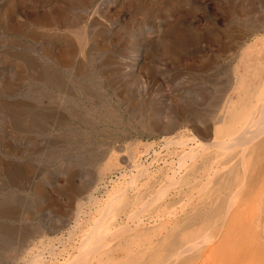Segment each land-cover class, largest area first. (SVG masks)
Masks as SVG:
<instances>
[{"label": "rangeland", "instance_id": "rangeland-1", "mask_svg": "<svg viewBox=\"0 0 264 264\" xmlns=\"http://www.w3.org/2000/svg\"><path fill=\"white\" fill-rule=\"evenodd\" d=\"M94 1L84 5L77 0H0V203L4 206L13 203L20 212L16 220L0 218V221L17 225V228L28 227L31 231L28 243L18 239L16 246L18 237H14L15 245L0 249V264H31L32 260H36L32 264H57L65 262L67 257L70 261L86 253L83 256L89 259L91 250L86 252L85 249L90 247H85V253H81V247L78 250L77 246L85 233L83 230L89 229L87 224L93 225L91 220L99 218L97 216L107 202L109 214L115 215L116 220L106 229L109 237L102 251L93 250L97 253L94 254L96 259L93 258L95 264H147L159 262L161 258L163 260L158 264H264V135L262 140L247 147L232 144L231 148L223 149L219 146L224 139H230L229 130L238 128L248 117L249 105L256 102L264 78V30L239 24L236 17L241 11L230 8L236 1L245 6L248 0H152L155 5L150 6L149 11H144L140 5H147L151 0ZM60 9L75 19L77 25L60 27L61 22L55 18ZM262 13L260 9L255 17ZM247 31H250L249 36L243 38ZM77 32H81V38L76 36ZM178 34L184 35L178 37ZM67 58L71 62H66ZM45 69L57 74V85L45 77ZM171 120L175 121L177 130L165 133L164 124ZM196 126H208L206 135L202 136ZM171 134L170 139L166 137ZM198 134L204 141L212 136L210 140L214 138L213 142L220 143L208 145L204 152L188 141L186 146H193L192 153L183 157L185 149L173 141ZM1 157L8 158L6 163ZM181 162L183 167L179 166ZM107 163V167L101 169ZM22 169H29L27 177L17 182L15 174L21 175ZM173 170L177 183L158 196L162 185L169 183L168 176ZM68 180L71 183L66 185ZM205 180L208 183H204ZM36 182L41 185L40 191L34 188ZM70 184L79 188L81 195L91 194L90 199L83 200V210L79 214L75 209L83 196L78 194L70 202L65 194V188ZM124 185H129V189ZM124 188L127 189L124 191ZM118 189L125 192V200L123 196L108 200ZM168 210L169 214H163ZM158 212L163 217L160 215L156 219L153 216ZM77 216L80 219L76 223ZM62 219L65 222L68 219L66 227H58ZM120 230L124 232L115 238V232ZM186 246L192 248L179 254ZM156 247H160L159 250ZM163 247L164 251L161 250ZM148 249L154 250L148 255ZM36 253L39 261L37 257L35 259ZM158 254L157 260L155 255ZM132 258L138 261L133 262Z\"/></svg>", "mask_w": 264, "mask_h": 264}, {"label": "bare ground", "instance_id": "bare-ground-1", "mask_svg": "<svg viewBox=\"0 0 264 264\" xmlns=\"http://www.w3.org/2000/svg\"><path fill=\"white\" fill-rule=\"evenodd\" d=\"M77 1H79V2H83V4L84 5H87L89 2H91V0H77ZM96 1V0H95ZM94 1V2H95ZM98 1V0H97ZM176 1H178V0H176ZM235 1V0H234ZM73 2V1H72ZM142 2V1H141ZM232 2V1H231ZM11 3V2H10ZM246 3V2H245ZM95 4V3H94ZM236 5H232V6H230V8H236L237 10H240L241 12H237L238 13V16L236 17V20H237V22L239 23V24H244V25H250L251 26V28L253 27L255 30H264V13H262L263 15H261L260 17H255L256 16V14H257V12H259L260 11V9H261V11H263L264 12V0H248L247 1V4L244 6V4H243V2H241V1H236V3H235ZM96 5V4H95ZM152 5H155V3L151 0V2L150 3H147V5H145V4H141L140 5V7L144 10V11H149L150 10V6H152ZM156 6H158V5H156ZM11 7V6H10ZM153 7V6H152ZM74 8H76V7H74ZM86 8V7H85ZM72 9V8H71ZM70 9V10H71ZM88 9V8H87ZM66 10H68V9H66ZM141 11V10H140ZM236 11V10H235ZM65 12L66 11H64V9L63 10H59V11H57L56 12V16H55V18L56 19H58L61 23H59L60 24V27H70V26H76L77 24H75V23H77V21H75V19H71L70 17H69V15L67 16L66 14H65ZM72 12V11H71ZM67 13H68V11H67ZM177 13V12H176ZM235 13V12H234ZM49 16V15H48ZM154 16V15H153ZM258 16V15H257ZM78 18H79V16H77ZM235 19V18H234ZM58 20H56V21H58ZM78 20H80V19H78ZM58 21V22H59ZM93 21V20H92ZM230 21V20H229ZM96 22V21H95ZM42 23V22H41ZM55 23V22H54ZM80 23V22H79ZM99 23V22H98ZM84 24V23H83ZM228 24V23H227ZM44 25V24H43ZM248 25V26H249ZM55 26V25H54ZM80 27H82L81 25H79ZM200 27V26H199ZM228 27V26H227ZM47 28V27H46ZM95 28V27H94ZM93 28V29H94ZM177 28V27H176ZM48 29H49V27H48ZM92 29V30H93ZM240 29V28H239ZM69 30H72V29H69ZM80 30V29H79ZM96 30H98V29H96ZM236 30V29H235ZM248 30V29H247ZM250 30V29H249ZM177 31V30H176ZM176 31H174V32H176ZM253 31V30H252ZM76 32V31H75ZM74 32V33H75ZM82 32H84V31H82ZM96 32V31H95ZM168 32V31H167ZM172 32V31H171ZM182 32V31H181ZM236 32H238V31H236ZM244 32V31H243ZM254 32V31H253ZM56 33H59V32H56ZM66 33V32H65ZM89 34H90V32H88ZM241 33H242V31H241ZM240 33V34H241ZM249 33H250V31H247V32H245L244 33V37L243 38H245V36L247 35V36H249ZM84 34V33H83ZM226 34V33H225ZM259 34H261V33H259ZM181 36H183L182 34H180ZM179 34H178V37H181ZM236 35V34H235ZM239 35V34H238ZM34 36V35H33ZM71 36V35H70ZM76 36L77 37H79V38H81V32L80 33H76ZM92 37V36H91ZM96 37V36H95ZM99 37V36H98ZM175 37V36H174ZM185 37H188V36H185ZM212 37V36H211ZM251 37V36H250ZM255 37V36H254ZM69 38V37H68ZM75 38V37H74ZM97 38V37H96ZM241 38V37H240ZM253 38V37H252ZM84 39V38H83ZM91 39H93V38H91ZM228 39H229V37H228ZM242 39V38H241ZM255 39V38H254ZM82 40V39H81ZM89 40V39H88ZM95 40V39H94ZM169 40V39H168ZM226 40V39H225ZM234 39H232V41H233ZM237 40V39H236ZM250 40V39H249ZM259 40H260V38H259ZM62 41V40H61ZM189 41V40H188ZM191 41V40H190ZM227 41V40H226ZM238 41H240V39L238 40ZM244 41V40H243ZM248 41V40H247ZM64 42V41H63ZM81 42H83V41H81ZM170 42V41H169ZM225 42V41H224ZM234 42H237V41H235L234 40ZM259 42V41H258ZM95 43H97V41L95 42ZM222 43V42H221ZM220 43V44H221ZM239 43V42H238ZM248 43V42H247ZM254 43V42H253ZM261 43H263V42H261ZM250 44H251V42H250ZM256 44H258V43H256ZM77 45V44H76ZM82 45V44H81ZM231 45H233V44H231ZM239 45V44H238ZM262 45V44H261ZM94 46H95V44H94ZM235 46V45H234ZM234 46H232V47H234ZM244 46V45H243ZM96 47V46H95ZM249 47V46H248ZM251 47H252V45H251ZM255 47H257L256 45H255ZM254 47V48H255ZM93 48V47H92ZM240 48H241V46H240ZM96 49H97V47H96ZM234 49H235V47H234ZM76 50V49H75ZM78 50V49H77ZM95 50V49H94ZM225 50V49H224ZM88 51V50H87ZM100 51V50H99ZM233 51V50H232ZM239 51V50H238ZM238 51L236 52V53H238ZM263 51V50H262ZM261 51V52H262ZM64 52V51H63ZM223 52V51H222ZM229 52V51H228ZM235 52V51H234ZM233 52V53H234ZM254 52V51H253ZM256 52H257V50H256ZM260 52V53H261ZM43 53V52H42ZM87 53V52H86ZM90 53V52H89ZM94 53V52H93ZM229 53H231V51L229 52ZM243 53V52H242ZM249 53V52H248ZM19 54V53H18ZM245 54V53H244ZM257 54V53H256ZM25 55V54H24ZM23 55V56H24ZM96 55V54H95ZM229 55V54H228ZM241 55H243V54H241ZM18 56V55H17ZM32 56V55H31ZM35 56V55H34ZM233 56V55H232ZM231 56V57H232ZM238 56V55H237ZM243 56H245V55H243ZM248 56V55H247ZM260 56V55H259ZM259 56H258V58H259ZM29 57V56H28ZM33 57V56H32ZM79 57V56H78ZM81 57V56H80ZM71 58H73V57H71ZM76 58H77V56H76ZM97 58V57H96ZM226 58V57H225ZM253 58V57H252ZM257 58V59H258ZM263 58V57H262ZM19 59H20V57H19ZM46 59V58H45ZM68 60L66 61V62H71V59L70 58H67ZM88 59V58H87ZM22 60V59H21ZM32 60V59H31ZM34 60V59H33ZM214 60V59H213ZM248 60V59H247ZM249 60H251V59H249ZM36 61H37V59H36ZM89 61H90V59H89ZM20 62V61H19ZM23 62V61H22ZM32 62V61H31ZM44 62V61H43ZM74 62H76V61H74ZM26 63V62H25ZM33 63H34V61H33ZM39 63V62H38ZM46 63V62H45ZM45 63H43V64H45ZM51 64V62H48V63H46V65L47 64ZM24 64V63H23ZM42 64V65H43ZM260 64V63H259ZM37 65V64H36ZM40 65V64H39ZM96 65V64H95ZM236 65H238V64H236ZM250 65V64H249ZM23 66V65H22ZM29 65L27 64V67H28ZM45 66V65H44ZM51 66V65H50ZM210 66V65H209ZM208 66V67H209ZM25 67V66H24ZM34 67V66H33ZM40 66H38L37 68H39ZM57 67V66H56ZM81 67V66H80ZM86 66H84V68H85ZM208 67H206V68H208ZM249 67H251V65L249 66ZM71 68H73V66L71 67ZM77 68V67H76ZM83 68V69H84ZM252 68V67H251ZM32 69V68H31ZM35 69V68H34ZM41 69V68H40ZM81 69V68H80ZM85 69H87V68H85ZM238 69V68H237ZM54 70V69H53ZM67 70H68V68H67ZM77 70V69H76ZM37 71V70H36ZM39 71V70H38ZM58 71V70H57ZM56 71V72H57ZM78 71V70H77ZM77 71H75V73L77 72ZM83 71V70H82ZM86 71L87 70H85V73H86ZM59 72V71H58ZM60 73V72H59ZM78 73V72H77ZM236 73V72H235ZM45 74H47V75H45V77H49V80L50 81H52V84H58V81H59V77L57 76V74H53L51 71L50 72H48L46 69H45ZM221 74V73H220ZM40 75V74H39ZM70 75H71V72H70ZM77 75V74H76ZM79 75V74H78ZM82 75V74H81ZM85 75V74H84ZM238 75V74H237ZM243 75V74H242ZM250 75V74H249ZM62 76V75H61ZM74 76V75H73ZM87 76V75H86ZM101 76V75H100ZM239 76V75H238ZM246 76V75H245ZM80 77V76H79ZM81 77H85V76H81ZM80 77V78H81ZM37 78V77H36ZM39 78V77H38ZM63 78V77H62ZM78 78V77H77ZM90 78V77H89ZM198 78V77H197ZM236 78V77H235ZM246 78H248V77H246ZM87 79V78H86ZM92 79V78H91ZM217 79V78H216ZM47 80V79H46ZM63 80V79H62ZM208 80H210V79H208ZM233 80H235L236 81V79H233ZM65 81V80H64ZM78 81V80H77ZM84 81V80H83ZM94 81V80H93ZM116 81V80H115ZM248 81V80H247ZM246 81H244V83H245ZM60 83V82H59ZM80 83V82H79ZM88 83V82H87ZM261 83V89H259V93H258V95H257V97H256V102H253V103H250L251 105H249L250 107H249V112H248V117H246L245 118V120L242 122V124L238 127V128H233V129H230L229 130V132H231V136L229 137L230 139H228V140H226V139H224L225 141H223V142H221L220 143V141H215L216 143H220L219 144V146L220 147H223V149H224V147H226V148H231L232 147V144L233 145H243L244 147H247V145H251V144H253L255 141H257V140H259V139H261L262 137H263V135H264V78H263V80L260 82ZM61 84V83H60ZM63 84H65L64 82H63ZM95 84H96V82H95ZM94 84V85H95ZM236 84V83H235ZM80 85V84H79ZM53 86V85H52ZM68 86V85H67ZM37 87V86H36ZM69 87H70V85H69ZM83 87V86H82ZM96 87V86H95ZM94 87V88H95ZM74 88H76V86H74ZM93 88V87H92ZM212 88V87H211ZM232 88H234V86L232 87ZM15 89V88H14ZM66 89H67V87H66ZM65 89V90H66ZM203 89H205V88H203ZM62 90V89H61ZM69 91V90H68ZM84 91H86L88 94H89V92L84 88ZM100 91H102V90H100ZM94 93V92H93ZM104 93V92H103ZM109 93V92H108ZM86 94V93H85ZM99 94H102V93H99ZM200 94V93H199ZM37 95V94H36ZM63 95V94H62ZM91 95V94H90ZM192 95V94H191ZM198 95V94H197ZM53 96V95H52ZM85 96V95H84ZM101 96V95H100ZM110 96V95H109ZM229 96V95H228ZM246 96V95H245ZM94 97V96H93ZM96 97V96H95ZM202 97V96H201ZM254 97V98H255ZM91 98V97H90ZM102 98V97H101ZM104 98V97H103ZM219 98V97H218ZM233 98V97H232ZM240 98V97H239ZM61 99V98H60ZM97 99H99V97L97 98ZM198 99H199V97H198ZM206 99V98H205ZM210 99H212V98H210ZM15 100V99H14ZM51 100V99H50ZM70 100V99H69ZM104 99H102V100H100V101H103ZM207 100V99H206ZM219 100V99H218ZM253 100V99H252ZM60 101V100H59ZM76 101H78V100H76ZM95 101V100H94ZM127 101V100H126ZM132 101V100H131ZM198 101V100H197ZM217 101V100H216ZM15 102V101H14ZM29 102V101H28ZM37 102V101H36ZM48 102V101H47ZM98 102V101H97ZM134 102V101H133ZM138 102L139 101H137L136 102V104H138ZM209 102V101H208ZM2 103V102H1ZM10 103V102H9ZM91 103H93V102H91ZM96 103V102H95ZM100 103V102H99ZM128 103H129V100H128ZM233 103V102H232ZM5 104V103H4ZM23 104V103H22ZM102 104H104V103H102ZM101 104V105H102ZM132 104V103H131ZM145 104V103H144ZM199 104V103H198ZM6 105V104H5ZM20 105V104H19ZM35 105V104H34ZM92 105H94V104H92ZM100 105V106H101ZM147 105V104H146ZM191 105V104H190ZM203 105V104H202ZM10 106V105H9ZM21 106V105H20ZM98 106V105H97ZM142 106V105H141ZM193 106V105H192ZM213 106V105H212ZM217 106V105H216ZM225 106V105H224ZM7 107V106H6ZM12 107V106H11ZM76 107V106H75ZM91 107V106H90ZM101 107H103V106H101ZM111 107V106H110ZM135 107V106H134ZM137 107V106H136ZM181 107V106H180ZM15 108V107H14ZM107 108V107H106ZM128 108H130V107H128ZM142 108V107H141ZM187 108V107H186ZM207 108V107H206ZM205 108V109H206ZM226 108V107H225ZM77 109H78V107H77ZM110 109V108H109ZM112 109V108H111ZM123 109V108H122ZM139 109V108H138ZM145 109H147V108H145ZM202 109V108H201ZM200 109V110H201ZM227 109V108H226ZM25 110V109H24ZM32 110V109H31ZM30 110V111H31ZM49 110V109H48ZM70 110H71V108H70ZM74 110V109H73ZM82 110V109H81ZM85 110V109H84ZM95 110V109H94ZM96 110H98V109H96ZM115 110H117V109H115ZM134 110V109H133ZM204 110V109H203ZM214 111H215V109H213ZM72 111V110H71ZM143 111V110H142ZM149 111V110H148ZM188 111V110H187ZM5 112V111H4ZM9 112H10V110H9ZM86 113H87V111H85ZM97 112V111H96ZM99 112V111H98ZM135 112V111H134ZM147 112V111H146ZM145 112V113H146ZM193 112V111H192ZM191 112V113H192ZM210 112H213V111H211L210 110ZM223 112V111H222ZM74 113V112H73ZM117 113H119V111L117 112ZM149 113V112H148ZM198 113V112H197ZM108 114H109V112H108ZM134 114V113H133ZM147 114V113H146ZM207 114H209V113H207ZM207 114H205V115H207ZM53 115V114H52ZM75 115V114H74ZM91 115H93L92 113H91ZM96 115V114H95ZM103 115V114H102ZM118 116H119V114H117ZM145 115V114H144ZM150 115V114H149ZM221 115H222V113H221ZM221 115H218V116H221ZM30 116V115H29ZM44 116V115H43ZM88 116V115H87ZM115 116H116V114H115ZM121 116V115H120ZM151 116V115H150ZM185 116V115H184ZM190 116V115H189ZM207 116H209V115H207ZM211 116V115H210ZM217 116V117H218ZM15 117V116H14ZM14 117L12 118L13 120H15L14 119ZM18 117V116H17ZM23 117V116H22ZM21 116H20V118H22ZM78 117H80V116H78ZM84 117V116H83ZM111 117V116H110ZM144 117H146V116H144ZM176 117H178V116H176ZM200 117V116H199ZM214 117V116H213ZM24 118V117H23ZM50 118V117H49ZM64 118H66V117H64ZM92 118H93V116H92ZM171 118V117H170ZM18 119V118H17ZM42 119V118H41ZM43 119H45V117L43 118ZM56 119V118H55ZM61 119H63V118H61ZM77 119V118H76ZM82 119H84V118H82ZM82 119H78V120H82ZM89 119H90V117H89ZM94 119V118H93ZM116 119V118H115ZM121 119V118H120ZM145 119H147V118H145ZM173 119V118H172ZM48 120V119H47ZM113 120V119H112ZM180 120V119H179ZM201 120V119H200ZM213 120V119H212ZM211 120V121H212ZM216 120H218V119H216ZM215 120V121H216ZM17 121V120H16ZM51 121V120H50ZM56 121V120H55ZM91 121V120H90ZM93 121H96V120H93ZM103 121V120H102ZM118 121V120H117ZM120 121V120H119ZM118 121V122H119ZM168 121V120H167ZM214 121V122H215ZM220 121V120H219ZM12 122V121H11ZM83 122V121H82ZM121 122V121H120ZM148 122V121H147ZM161 122V121H160ZM241 122V121H240ZM17 123V122H16ZM33 123H34V121H33ZM33 123H32V125H33ZM35 123H37V122H35ZM110 123V122H109ZM113 123H116V122H113ZM144 123V122H143ZM225 123V122H224ZM12 124V123H11ZM20 124V123H19ZM70 124H72V123H70ZM95 124V123H94ZM97 124V123H96ZM147 124V123H146ZM148 124H150V122L148 123ZM200 124V123H199ZM205 124V123H204ZM17 125V124H16ZM87 125V124H86ZM176 124H175V121L174 120H171L169 123H166V124H164V126H165V129H166V132L165 133H172L174 130H175V126ZM14 126V125H13ZM18 126V125H17ZM37 126V125H36ZM62 126V125H61ZM80 126H82V125H80ZM90 126H91V124H90ZM92 126H94V125H92ZM110 126V125H109ZM117 126V125H116ZM230 126V125H229ZM228 126V127H229ZM21 127V126H20ZM41 127V126H40ZM83 127H85V126H83ZM96 127V126H95ZM144 127V126H143ZM197 127V129H198V131L199 132H201L202 133V136H205L206 135V133H207V129H208V126H203L202 128L201 127H198V126H196ZM15 128V127H14ZM41 128H43V127H41ZM60 128V127H59ZM58 128V129H59ZM65 128V127H64ZM72 128V127H71ZM70 128V129H71ZM78 128V127H77ZM116 128V127H115ZM25 129V128H24ZM67 129V128H66ZM87 129V128H86ZM93 129V128H92ZM152 129V128H151ZM180 129V128H179ZM215 129H217V128H215ZM229 129V128H228ZM60 130H61V128H60ZM74 130H75V128H74ZM107 130V129H106ZM118 130V129H117ZM122 130V129H121ZM164 130V129H163ZM163 130H161V131H163ZM177 130V129H176ZM175 130V131H176ZM58 131V130H57ZM61 131H63V130H61ZM64 131H66L65 129H64ZM71 131H72V129H71ZM97 131V130H96ZM95 131V132H96ZM105 131V130H104ZM116 131V130H115ZM119 131V130H118ZM158 131V130H157ZM160 131V130H159ZM174 131V132H175ZM68 131H66L65 133H67ZM75 132H76V130H75ZM78 132V131H77ZM76 132V133H77ZM92 132V131H91ZM114 132V131H113ZM126 132V131H125ZM137 132V131H136ZM211 132V131H210ZM215 132V131H214ZM65 133H63V134H65ZM73 133H74V131H73ZM83 133V132H82ZM85 133V132H84ZM83 133V134H84ZM97 133H98V131H97ZM165 133H163V134H165ZM178 133V132H177ZM27 134V133H26ZM69 134V133H68ZM86 134V133H85ZM112 134V133H111ZM162 134V135H163ZM176 134V133H175ZM204 134V135H203ZM28 135V134H27ZM56 135H58V134H56ZM76 135H78V134H76ZM82 135V134H81ZM92 135H93V133H92ZM116 135V134H115ZM50 135H48V137H49ZM85 136V135H84ZM119 136V135H118ZM165 136V135H164ZM163 136V137H164ZM51 137V136H50ZM56 137V136H55ZM58 137V136H57ZM65 137V136H64ZM72 137V136H71ZM73 137H74V135H73ZM72 137V138H73ZM76 138H77V136H75ZM74 137V138H75ZM78 137H80V135H78ZM83 137V136H82ZM105 137V136H104ZM109 137V136H108ZM167 138H171L172 137V134L171 135H168V136H166ZM210 137V136H209ZM212 137V136H211ZM211 137L210 138H206V140H208V141H204V140H202V138L199 136V134L196 136V135H194V136H190L189 138H187V139H176V140H172L173 142H175V143H177V144H180L182 147H183V149H185L183 152H184V154L183 153H181L180 155H182L183 154V157H189L190 155H191V148L193 147V146H186L187 144H188V141H192L194 144H196V146H198V147H200V148H202V150L204 151L205 149H206V147L208 146V145H211V144H214L215 142H213V139L212 140H210L211 139ZM61 138V137H60ZM71 138V139H72ZM73 138V139H74ZM106 138V137H105ZM114 138V137H113ZM55 139V138H54ZM79 139H81V138H79ZM87 139V138H86ZM92 139V138H91ZM99 138H97V140H98ZM77 140V139H76ZM75 140V141H76ZM101 140V139H100ZM104 140V139H103ZM218 140V139H217ZM262 140V139H261ZM62 141V140H61ZM94 141V140H93ZM111 141V140H110ZM260 141V140H259ZM78 142V141H77ZM87 142H89V141H87ZM168 142H170L171 143V141H169L168 140ZM31 143V142H30ZM85 143V142H84ZM105 143V142H104ZM165 143H167V141H165ZM70 144V143H69ZM79 144H82V142L81 143H79ZM89 144H91L90 142H89ZM114 144V143H113ZM174 144V143H173ZM73 145H74V143H73ZM129 145V144H128ZM165 145V144H164ZM167 145V144H166ZM186 146V148H185V146ZM189 145V144H188ZM75 146V145H74ZM74 146H73V148H74ZM90 146V145H89ZM112 146V145H111ZM121 146V145H120ZM127 146V145H126ZM63 147V146H62ZM130 147V146H129ZM78 147H76V149H77ZM84 148H86V147H84ZM88 148V147H87ZM106 148V147H105ZM217 148V147H216ZM64 149V148H63ZM62 149V150H63ZM93 149V148H92ZM108 149V148H107ZM128 149H130V148H128ZM170 149V148H169ZM182 149V150H183ZM187 149V150H186ZM193 149V148H192ZM196 149H198V148H196ZM211 149V148H210ZM241 149V148H240ZM81 150V149H80ZM79 150V151H80ZM83 150V149H82ZM86 150V149H85ZM84 150V151H85ZM181 150V149H180ZM226 150V149H225ZM243 150V149H242ZM244 150H245V148H244ZM44 151V150H43ZM55 151V150H54ZM64 151V150H63ZM73 151H74V149H73ZM79 151H78V153H79ZM84 151L82 152V156H83V153H84ZM96 151V150H95ZM146 151V150H145ZM230 151V150H229ZM241 151V150H240ZM70 152H72V151H70ZM105 152V151H104ZM204 152H206V151H204ZM210 152V151H209ZM212 152L213 151H211V154H212ZM218 152V151H217ZM233 152V151H232ZM242 152V151H241ZM249 152V151H248ZM73 153V152H72ZM77 153V154H78ZM81 153V152H80ZM101 153H102V150H101ZM132 153V152H131ZM208 153V152H207ZM239 153V152H238ZM246 153V152H245ZM50 154V153H49ZM64 154H65V152H64ZM68 154V153H67ZM67 154H65V155H67ZM74 154V153H73ZM87 154H88V152H87ZM90 154V153H89ZM75 155V154H74ZM81 155V154H80ZM120 155V154H119ZM130 155V154H129ZM232 155H233V153H232ZM59 156V155H58ZM64 156V155H63ZM233 156H235V155H233ZM21 157H22V155H21ZM62 157V156H61ZM67 157V156H66ZM69 157H71L70 155H69ZM90 157V156H89ZM220 157V156H219ZM237 157V156H236ZM3 160H4V158L3 157H1ZM76 158V157H75ZM80 158V157H79ZM81 158H83V157H81ZM109 158V157H108ZM195 158V161H197V156L196 157H194ZM223 158H224V156H223ZM223 158H221V159H223ZM248 158V157H247ZM8 159V158H7ZM6 159V160H7ZM11 159V158H10ZM63 159V158H62ZM1 160L3 163L5 162L6 163V160ZM64 160V159H63ZM69 160H70V158H69ZM186 160V159H185ZM191 160H192V158H191ZM210 160V159H209ZM234 160V159H233ZM12 161V160H11ZM10 160H8V162H11ZM15 161H17V160H15ZM15 161L13 162V163H15ZM50 161V160H49ZM75 161V160H74ZM94 161V160H93ZM92 161V162H93ZM96 161V160H95ZM103 161V160H102ZM172 161V160H171ZM211 161V160H210ZM8 162H7V165H8ZM29 163H30V161H28ZM60 162V161H59ZM69 162V161H68ZM77 162V161H76ZM79 162V161H78ZM77 162V163H78ZM81 162H83V161H81ZM90 162V161H89ZM177 162V161H176ZM232 162V161H231ZM230 162V163H231ZM240 162H241V160H240ZM19 163V162H18ZM63 163V162H62ZM72 163V162H71ZM76 163V164H77ZM163 163V162H162ZM216 163H218V162H216ZM1 164V163H0ZM135 164V163H134ZM137 164V163H136ZM209 164H210V162H209ZM242 163H240V165H241ZM11 165V164H10ZM75 165V164H74ZM89 166H90V164H88ZM107 165H108V163L107 164H103V166L101 167V169H105L106 167H107ZM146 165H147V163H146ZM184 165V164H183ZM185 165H186V163H185ZM189 165V164H188ZM187 165V166H188ZM213 165H215V164H213ZM25 166H26V163H25ZM47 166V165H46ZM49 166V165H48ZM61 166V165H60ZM77 166V165H76ZM81 166H83V165H81ZM85 166H86V164H85ZM92 166V165H91ZM138 166V165H137ZM179 166L181 167L182 166V162H181V164L179 163ZM207 166H208V164H207ZM216 166V165H215ZM227 166V165H226ZM242 166H243V164H242ZM8 167V166H7ZM11 167V166H10ZM38 167H39V165H38ZM79 167V166H78ZM93 167V166H92ZM135 167V166H134ZM143 167V166H142ZM141 167V168H142ZM149 167V166H148ZM183 167V166H182ZM195 167V166H194ZM211 167V166H210ZM1 168V167H0ZM13 168V167H12ZM66 168V167H65ZM98 168V167H97ZM186 168V167H185ZM206 168V167H205ZM222 168V167H221ZM226 168V167H225ZM5 169V168H4ZM23 169H25V168H23ZM22 169V170H23ZM89 169V168H88ZM145 169V168H144ZM213 169V168H212ZM220 169V168H219ZM224 169V168H223ZM244 168H242V170H243ZM6 170V169H5ZM19 170H21L20 168H19ZM29 170V169H28ZM28 170L26 171V170H23L22 171V173H21V175H18V173H16L15 174V179L17 180V182L18 181H22V180H24L26 177H27V175H26V172H28ZM33 170V169H32ZM34 170H36V169H34ZM137 170V169H136ZM139 170V172L140 171H142V170H140V169H138ZM96 171V170H95ZM94 171V172H95ZM144 171V170H143ZM190 171V170H189ZM209 171H213V170H209ZM219 171V170H218ZM218 171H216V172H218ZM4 172H6V171H4ZM14 172H18V170H14ZM91 172V171H90ZM101 172V171H100ZM109 172V171H108ZM146 172V171H145ZM181 172V171H180ZM1 173V172H0ZM33 173V172H32ZM93 173V172H92ZM102 173V172H101ZM124 173V172H123ZM141 173V172H140ZM208 173H210V172H208ZM212 173V172H211ZM243 173V172H242ZM38 174V173H37ZM2 175V174H1ZM171 176H168L169 177V183L167 184V183H165L164 181V183L165 184H163L162 185V190L161 191H159L158 190V196H161V193L163 194V192L164 191H166V190H168V188L169 187H173L174 185H175V182L177 183V181H176V179H175V177H176V171L175 170H173V173L172 174H170ZM148 176V175H147ZM180 176V175H179ZM204 176V175H203ZM93 177V176H92ZM103 176L101 175L100 176V178H102ZM134 177V176H133ZM142 177V176H141ZM184 177H185V175H184ZM206 177V176H205ZM208 177H210V176H208ZM243 177H245V175L243 176ZM32 178V177H31ZM139 178V177H138ZM146 178V177H145ZM186 178V177H185ZM202 178V177H201ZM218 178H220V177H218ZM236 178H237V176H236ZM220 179H222V178H220ZM243 179V178H242ZM6 180V179H5ZM27 180V179H26ZM25 180V181H26ZM87 180H88V178H87ZM90 180V179H89ZM164 180V179H163ZM186 180V179H185ZM241 180V179H240ZM244 180V179H243ZM14 181V180H13ZM69 181V180H68ZM99 181V180H98ZM126 181H128V180H126ZM147 181V180H146ZM160 181V180H159ZM220 181V180H219ZM58 182V181H57ZM91 182V181H90ZM132 182V181H131ZM167 182V181H166ZM202 182V181H201ZM264 182V181H263ZM26 183V182H25ZM68 183H71L70 181L69 182H67L66 183V185H68ZM82 183H84V182H82ZM128 183H130V182H128ZM191 183V182H190ZM203 183V182H202ZM204 183H208L206 180H205V182ZM22 184V183H21ZM35 184V183H34ZM81 184V183H80ZM92 184V183H91ZM123 184V183H122ZM126 184V183H125ZM142 184V183H141ZM160 184V183H159ZM12 185V184H11ZM26 185V184H25ZM71 186L70 187H66L65 188V194L67 193L68 194V199H69V201L70 202H72L73 201V198L76 196L77 197V195L78 194H80L81 195V192H80V190H79V188H74L73 187V185L72 184H70ZM134 185V184H133ZM157 185V184H156ZM190 185V184H189ZM241 185V184H240ZM41 186V185H40ZM39 186V182H36V184H35V189H37L38 191H40L41 190V187ZM126 185H124V187H125ZM129 186V185H128ZM128 186H126V187H128ZM132 186V185H131ZM150 186H151V184H150ZM158 186V185H157ZM186 186V185H185ZM207 186V185H206ZM21 188H22V186H20ZM30 187V186H29ZM117 187V186H116ZM182 187V186H181ZM199 187V186H198ZM202 187V186H201ZM237 187H239V186H237ZM148 188V187H147ZM206 188V187H205ZM1 189V188H0ZM10 189V188H9ZM127 188H124V191L126 190ZM128 189H129V187H128ZM145 189V188H144ZM150 189V188H149ZM236 189V188H235ZM234 189V190H235ZM31 190H32V187H31ZM53 190H55V191H59V189L58 188H55V187H53ZM204 190V189H203ZM203 190H201V191H203ZM239 190V189H238ZM9 191V190H8ZM33 191H34V189H33ZM85 191V190H84ZM83 191V192H84ZM114 191V190H113ZM130 191V190H129ZM148 191V189L146 190V192ZM175 191V190H174ZM200 191V192H201ZM237 191V190H236ZM263 191H264V189H263ZM12 192V191H11ZM14 192V191H13ZM35 192V191H34ZM114 192H116V193H114L113 194V196H109L110 198H107L108 200H114L115 198H119L120 196H123V194L125 193H123V191H121V190H117V191H114ZM142 192V191H141ZM146 192H144V193H146ZM1 193V192H0ZM3 193V192H2ZM9 193H10V191H9ZM130 193V192H129ZM149 193V192H148ZM164 193H166V192H164ZM233 193V192H232ZM110 194H112L111 192H110ZM132 194V193H131ZM137 194V193H136ZM150 194V193H149ZM152 194V193H151ZM169 194V193H168ZM173 194V193H172ZM246 194V193H245ZM4 195H6V194H4ZM4 195L1 197V198H4ZM125 195V194H124ZM128 195H130V194H128ZM166 195V194H165ZM192 195V194H191ZM196 195V194H195ZM194 195V196H195ZM50 196V195H49ZM81 196H83V198H82V200H81V202L80 203H78L77 204V206H76V211L78 212V214L79 213H81V211L83 210H81V208H82V205L84 204V202L85 201H83L84 199H90L91 198V194H89V193H87V194H83V195H81ZM126 196V195H125ZM189 196V195H188ZM235 196V195H234ZM132 197V196H131ZM147 197V196H146ZM230 197V196H229ZM19 198V197H18ZM17 198V199H18ZM79 198V197H78ZM77 198V199H78ZM13 199L15 200L16 198H14L13 197ZM13 199H12V201H13ZM157 199H158V197H157ZM229 199V198H228ZM237 199V198H236ZM235 199V200H236ZM244 199V198H243ZM242 199V200H243ZM51 200V199H50ZM72 200V201H71ZM107 200V201H108ZM121 200H122V197H121ZM120 200V201H121ZM123 200H125V198H124V196H123ZM128 200V199H127ZM132 200V199H131ZM139 200V199H138ZM149 200V199H148ZM151 200V199H150ZM153 200V199H152ZM231 200V199H230ZM261 200V199H260ZM16 201V200H15ZM105 201V200H104ZM117 201H118V199H117ZM143 201H144V199H143ZM142 201V202H143ZM232 201H233V199H232ZM31 202V201H30ZM60 202V201H59ZM75 203H76V200L74 201ZM74 202L72 203V204H74ZM94 202H95V200H94ZM96 202H98V201H96ZM158 202V201H157ZM189 202V201H188ZM50 203V202H49ZM65 203V202H64ZM89 203V202H88ZM103 204L105 203V202H102ZM114 203H115V201H114ZM113 203V204H114ZM118 204H119V202H117ZM135 203V202H134ZM232 203V202H231ZM3 203H0V218L2 219V218H7V219H10V220H16L17 219V217H18V209L16 208V206H14L15 204H13V203H11V204H8V206H4V205H2ZM51 204V203H50ZM109 204V202H107L106 203V206H110V205H108ZM111 204V203H110ZM116 204V203H115ZM114 204V205H115ZM117 204V205H118ZM136 204V203H135ZM30 205V204H29ZM66 205V204H65ZM100 205V204H99ZM98 205V206H99ZM139 205H141V204H139ZM149 205V204H148ZM18 206V205H17ZM22 206V205H21ZM72 206V205H71ZM96 206H97V204H96ZM100 206H102V205H100ZM100 206H99V208H100ZM106 206H103L104 208L102 209V212L101 213H99L98 214V212L96 211L95 213H97L98 214V216L97 217H99V218H96V219H94V221H92L91 220V222H94L93 223V225L91 226L90 224H87V225H89V229L88 230H83V231H85V233L83 234V236L81 235V237H82V239H81V243H80V246H77L78 247V250H79V248H80V251L79 252H81V253H83L84 251H83V249H85V247H90V248H88V249H85L86 250V252H89L90 250H91V256H90V258L88 259H86V257L85 256H83V255H86V254H80L81 256H82V258H80L79 256H75V258H73V259H71V257H69L71 260L70 261H67L68 260V257L65 259L66 261L65 262H58L57 264H95L94 262H93V258H94V254H97V253H94V251H98L99 252V250L100 251H102V248H103V245L104 244H106L107 243V237H109L108 235V233H107V231H106V229H108V227H110V224H112L113 222H115V220H116V217H115V215H110L109 213H110V210H109V207H106ZM113 206V205H112ZM127 206V205H126ZM228 206H230L229 204H228ZM31 207H33V206H31ZM120 207H122L121 205H120ZM140 207V206H139ZM18 208H19V206H18ZM29 208V207H28ZM35 208V207H34ZM55 208V207H54ZM66 208H68V207H66ZM65 208V209H66ZM98 208V207H97ZM98 208V209H99ZM113 208H114V206H113ZM124 208V207H123ZM123 208H122V210H123ZM250 208V207H249ZM257 208V207H256ZM96 209V208H95ZM97 209V210H98ZM32 210V209H31ZM36 210V209H35ZM68 210V209H67ZM128 210V209H127ZM37 211H39V210H37ZM45 211V210H44ZM74 211V210H73ZM88 211V210H87ZM99 211H100V209H99ZM120 211V210H119ZM118 211V212H119ZM126 211V210H125ZM132 211V210H131ZM28 212V211H27ZM32 212H34V211H32ZM31 212V213H32ZM65 212V211H64ZM67 212V211H66ZM69 212V211H68ZM20 213V212H19ZM93 213V212H92ZM92 213H90V214H92ZM94 213V214H95ZM126 213V212H125ZM23 214V213H22ZM36 214V213H35ZM96 214V215H97ZM128 214H129V212H128ZM154 214V213H153ZM163 214H169V210H168V213L167 212H164ZM20 215V214H19ZM77 215V214H76ZM93 215V214H92ZM91 215V216H92ZM118 215V214H117ZM161 215V213H159L158 212V214H156L155 216H153V217H155L156 219H158L159 218V216ZM63 216V215H62ZM90 216V217H91ZM95 216V215H94ZM94 216H92V217H94ZM79 216H77V218H76V223L78 222V219H80V218H78ZM89 217V218H90ZM118 217V216H117ZM125 217H126V215H125ZM161 217H163L162 215H161ZM165 217V216H164ZM95 218V217H94ZM106 218V219H105ZM121 218V217H120ZM165 218H167V217H165ZM169 218V217H168ZM37 219V218H36ZM88 219V218H87ZM92 219V218H91ZM162 219V218H161ZM89 220L90 219H88V223H90L89 222ZM125 220V219H124ZM138 220V219H137ZM3 221V220H2ZM2 221H0V249H3V248H5V247H7V246H9V245H15V244H17L16 246H18V239L19 240H21V243H23V242H25V241H27V243H28V240L30 239L29 238V236H31L30 235V233H31V231H30V228L28 229V227H26V228H24V227H22V228H20V230H19V228H17L16 226H14V225H11V224H8V223H3ZM9 221V220H8ZM19 221V220H18ZM31 221V220H30ZM120 221V220H119ZM130 221V220H129ZM66 222H68V219L66 220ZM65 222V220L64 219H62L61 220V222H60V224L58 225V227H63V226H65L66 227V225L68 224V223H66ZM261 222V221H260ZM134 223V222H133ZM132 223V224H133ZM141 222H139L137 225H139ZM257 223V222H256ZM19 224V223H18ZM20 224H21V222H20ZM73 225V224H72ZM85 225V224H84ZM137 225H135V226H137ZM20 226V225H19ZM27 226V225H26ZM115 226H116V224H115ZM119 227H120V225H118ZM122 226V225H121ZM131 226V225H130ZM33 227V226H32ZM49 227V226H48ZM51 227V226H50ZM55 227V226H54ZM69 227V226H68ZM117 227V226H116ZM132 227V226H131ZM138 227V226H137ZM136 227V228H137ZM113 228L114 227H112V230H113ZM32 229V228H31ZM59 229V228H58ZM125 229V228H124ZM129 229V228H128ZM38 230V229H37ZM110 230H111V228H110ZM115 230V229H114ZM118 230V229H117ZM130 230V229H129ZM33 231V230H32ZM72 231V230H71ZM70 231V232H71ZM79 231V230H78ZM221 231V230H220ZM36 232V231H35ZM122 232H124L123 230H120L119 232L118 231H116L115 233V235H114V237L115 238H117V235H119V236H121L120 234L122 233ZM129 232V231H128ZM132 232V231H131ZM217 232V231H216ZM33 233V232H32ZM111 233V232H110ZM18 234V235H17ZM77 234H80L79 232H77ZM114 234V233H113ZM126 234V233H125ZM221 234V233H220ZM34 235V234H33ZM33 235H32V237H33ZM204 235H206V234H204ZM39 236V235H38ZM79 236V235H78ZM118 236V237H119ZM217 236V235H216ZM215 236V237H216ZM14 237H18L17 238V240H16V242H15V244H13L14 242H12V239L14 238ZM48 237V236H47ZM77 237V236H76ZM80 237V238H81ZM187 237V236H186ZM79 238V237H78ZM203 238V237H202ZM53 239V238H52ZM113 239V238H112ZM200 239H201V237H200ZM199 239V240H200ZM14 240H15V238H14ZM33 240V239H32ZM32 240H30V242L32 241ZM36 240V239H35ZM76 240V239H75ZM79 240V239H78ZM204 240V239H203ZM207 240V239H206ZM62 241V240H61ZM121 241V240H120ZM159 240H157V243L159 244V242H158ZM211 242H212V238H211V240H210ZM215 241V240H214ZM112 242V241H111ZM161 242V241H160ZM164 242H165V240H164ZM194 242V241H193ZM195 242H197L198 243V241H195ZM203 242V241H202ZM20 243V244H21ZM38 243V242H37ZM53 243V242H52ZM116 243V242H115ZM157 243H154V244H156L157 245ZM191 243V242H190ZM19 244V245H20ZM26 243H24V245H25ZM31 244V243H30ZM113 244V243H112ZM162 244V243H161ZM160 244V245H161ZM166 244H167V242H166ZM171 244V243H170ZM193 244V243H192ZM28 245V244H27ZM78 245V244H77ZM109 245V244H108ZM150 245V244H149ZM169 245V244H168ZM15 246V249H17V247ZM34 246V245H33ZM33 246H31V248L33 247ZM76 246V245H75ZM165 246V245H164ZM192 246H194V245H192ZM57 247V246H56ZM74 247V246H73ZM76 247V248H77ZM107 247V246H106ZM113 247V246H112ZM136 247H141V246H139V245H137ZM154 247H155V245H154ZM162 247V246H161ZM165 247H168V246H165ZM194 247H196V246H194ZM264 247V246H263ZM22 248V247H21ZM49 248V247H48ZM53 248V247H52ZM109 248V247H108ZM135 248V247H134ZM160 248V247H159ZM159 248H157L156 247V250L158 249L159 250ZM192 247L191 246H186V248H185V250H182V251H180L179 252V254H181L183 251H185L186 252V250H190ZM208 248V247H207ZM20 249V248H19ZM27 249H29L28 247H27ZM35 249H36V247H35ZM51 249V248H50ZM110 249V248H109ZM109 249H108V251H109ZM115 249V248H114ZM120 249V248H119ZM162 249H164V247L163 248H161V250ZM4 250V249H3ZM30 250V249H29ZM28 250V251H29ZM32 250V249H31ZM37 250V249H36ZM70 250H71V248H70ZM74 250V249H73ZM76 250V249H75ZM75 250L73 251V252H75ZM94 250V251H93ZM129 250V249H128ZM144 250H146L147 251V249H144ZM150 250H154V249H150ZM149 249H148V252L150 251ZM181 250V249H180ZM206 250V249H205ZM83 251V252H82ZM107 251V252H108ZM117 251V250H116ZM132 251V250H131ZM143 251V250H142ZM145 251V255L148 257V255L150 254V252L148 253V255L146 254L147 252ZM151 251V252H152ZM162 251H164V250H162ZM166 251V250H165ZM179 251V250H178ZM207 251V250H206ZM43 252V251H42ZM118 252V251H117ZM127 252V251H126ZM184 252V253H185ZM1 253V252H0ZM33 253V252H32ZM69 253H71V252H69ZM85 253V252H84ZM102 253V252H101ZM143 253V252H142ZM142 253H140V254H142ZM156 253V252H155ZM155 253H153V254H155ZM177 253V252H176ZM23 254V253H22ZM21 254V255H22ZM31 254V253H30ZM34 254V253H33ZM37 254L38 253H36L35 255V259H36V257H37ZM74 254V253H73ZM118 254V253H117ZM124 254V253H123ZM140 254H139V256H140ZM159 254H161V253H159ZM159 254L157 255V257H156V255H155V258L158 260V258L160 257L159 256ZM170 254V253H169ZM175 254V253H174ZM178 254V253H177ZM177 254H175L176 256H177ZM1 255H2V253H1ZM40 255V254H39ZM38 255V256H39ZM69 255V254H68ZM71 256H74V255H72V254H70ZM101 255V254H100ZM162 255V254H161ZM184 255V254H183ZM34 256V255H33ZM32 256V257H33ZM109 256V255H108ZM137 256H138V254H137ZM142 256H143V254H142ZM145 256V257H146ZM159 256V257H158ZM174 256V255H173ZM176 256H174V257H176ZM25 257V256H24ZM29 257H31V255H29ZM98 257V256H97ZM151 258H152V256H150ZM149 257V261H150V258ZM182 257V256H181ZM201 257V256H200ZM16 259H17V257H15ZM26 258V257H25ZM42 258V257H41ZM80 258V259H79ZM103 258V257H102ZM138 258V257H137ZM142 258V257H141ZM170 258H172L171 256H170ZM179 258V257H178ZM3 259V258H2ZM21 259V258H20ZM24 259V258H23ZM34 259V258H33ZM40 260V258L39 257H37V260ZM96 259V256H95V258H94V260ZM99 259V261H101V259H100V257L98 258ZM133 259V262H137L138 260L136 259V260H134V258H132ZM143 259H144V257H143ZM153 259H154V257H153ZM201 259V258H200ZM26 259H24L23 261H25ZM30 260V259H29ZM32 260V259H31ZM38 260V261H39ZM42 260V259H41ZM44 260V259H43ZM54 260V259H53ZM161 260H163L162 258H161ZM161 260H158L159 262H162ZM170 260V259H169ZM4 261V260H3ZM9 261V260H8ZM33 262L32 263H34V261H36V260H32ZM90 261V262H89ZM96 261H98V260H96ZM130 261V260H129ZM141 261H143V260H141ZM141 261H139L140 263H141ZM154 261H156V260H154ZM0 262H2L1 261V259H0ZM47 262V261H46ZM144 262H146V261H144ZM157 262V261H156ZM155 262V263H156ZM159 262H157V264L159 263ZM254 262V261H253ZM7 263V262H6ZM23 263V262H22ZM25 263H27L26 261H25ZM31 263V264H32ZM97 263V262H96ZM101 263V262H100ZM143 263V262H142ZM149 262H147V264H148ZM151 263V262H150ZM149 263V264H150ZM155 263H151V264H155ZM3 264V263H2ZM5 264V263H4ZM30 264V263H29ZM110 264V263H109ZM132 264V263H131ZM137 264V263H136ZM139 264V263H138ZM161 264V263H160ZM197 264V263H196ZM206 264H208V263H206Z\"/></svg>", "mask_w": 264, "mask_h": 264}]
</instances>
